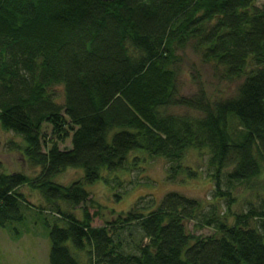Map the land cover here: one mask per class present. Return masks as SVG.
Instances as JSON below:
<instances>
[{"label": "trees", "instance_id": "1", "mask_svg": "<svg viewBox=\"0 0 264 264\" xmlns=\"http://www.w3.org/2000/svg\"><path fill=\"white\" fill-rule=\"evenodd\" d=\"M188 44L218 78L240 80L234 93L179 94L177 50ZM0 127L22 137L25 158L39 168L34 177L0 171V227L23 219L21 185L38 190L66 222L48 232V264H264V4L0 0ZM189 149L207 151L213 197L227 201L221 215L213 208L203 217L209 235L186 230L199 202L176 191L101 226L84 207L76 218L58 206L83 204L86 186L124 170L139 158L132 152L163 158L168 179L194 177L182 163ZM67 168L82 174L64 185L55 178ZM258 180L257 206L230 213L235 183L252 190ZM132 227L139 240L128 249L121 235Z\"/></svg>", "mask_w": 264, "mask_h": 264}, {"label": "rangeland", "instance_id": "2", "mask_svg": "<svg viewBox=\"0 0 264 264\" xmlns=\"http://www.w3.org/2000/svg\"><path fill=\"white\" fill-rule=\"evenodd\" d=\"M257 6L264 4V0H255ZM178 76L177 87L179 94L191 95L200 87L204 90L209 99L223 98L234 93L240 80H221L218 78L212 67L203 62L200 55L195 53L190 45L184 49L177 50ZM57 101L63 102L62 89L58 87ZM169 111L175 113H191L193 111L182 107H173ZM48 130V127H44ZM25 142L22 137L12 131H5L0 127V171L5 173L23 172L29 177H34L39 172L38 167L31 166L23 154ZM70 146L69 139L59 142L60 149ZM138 156L137 160H132ZM144 157V159H142ZM131 159L124 170L117 172H103L100 179L87 185L88 199L77 207L70 208L65 202L59 201L58 206L62 210L72 213L76 218H82V208H86L91 217L92 226H101L106 222H112L117 215L128 211L137 203V207H144L145 211L152 210L167 192L176 191L188 198L199 202V208L194 217L185 221L186 230L194 235H209L213 232L212 227L205 226L203 217L211 214L214 208L216 214L221 215L227 209V201L217 200L213 197V183L210 181L211 168L208 166V153L206 150L189 149L184 157L183 165L196 170L194 177L185 173H179L174 179H168V164L161 157L150 158L139 152H132ZM82 171L77 168H67L57 175L55 180L67 185L78 179ZM222 178V177H221ZM224 183V177L222 179ZM256 187L247 189L244 184L235 183L232 190L233 201L229 204L230 213H241L256 207L259 197L255 192L262 193L256 181ZM259 185V186H258ZM27 203L20 206L23 219L8 223L0 227V264H48V253L50 241L48 232L54 223L65 226L66 222L57 220L56 214L49 209L38 190L30 185L24 184L19 188ZM42 205L44 211L37 207ZM233 217L228 218L231 223ZM122 238L128 249L139 240V234L132 227L122 231ZM74 255L75 251L71 243H66ZM80 262L84 263L86 257L83 253H77Z\"/></svg>", "mask_w": 264, "mask_h": 264}, {"label": "water", "instance_id": "3", "mask_svg": "<svg viewBox=\"0 0 264 264\" xmlns=\"http://www.w3.org/2000/svg\"><path fill=\"white\" fill-rule=\"evenodd\" d=\"M102 1H114V0H102Z\"/></svg>", "mask_w": 264, "mask_h": 264}]
</instances>
